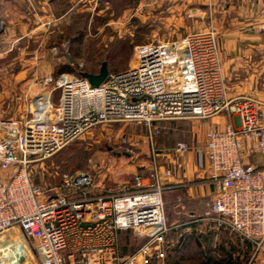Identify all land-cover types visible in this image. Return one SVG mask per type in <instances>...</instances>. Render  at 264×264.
<instances>
[{"label":"built area","instance_id":"built-area-1","mask_svg":"<svg viewBox=\"0 0 264 264\" xmlns=\"http://www.w3.org/2000/svg\"><path fill=\"white\" fill-rule=\"evenodd\" d=\"M51 83L53 77L44 81L46 87ZM56 88L61 94L54 103ZM56 88L35 95L25 119L0 118V169L8 173L0 178V264H166L167 236L179 227L165 212L164 177L171 168L156 165L148 175L135 174L104 191L93 174L78 171L64 175L60 189L49 192L34 183L28 167L104 124L133 122L151 129L163 120L223 113L239 117V125L208 129L195 149L197 167L204 169L208 161L217 187L201 219L234 232L256 251L264 248V177L242 158L249 141L264 155V110L252 97L228 96L212 27L138 45L135 63L110 72L97 87L80 72L62 75ZM189 149L183 141L176 144L179 153ZM126 231L142 239L129 252L121 245ZM17 242L29 259L2 261Z\"/></svg>","mask_w":264,"mask_h":264},{"label":"rangeland","instance_id":"rangeland-1","mask_svg":"<svg viewBox=\"0 0 264 264\" xmlns=\"http://www.w3.org/2000/svg\"><path fill=\"white\" fill-rule=\"evenodd\" d=\"M63 9L64 17L57 24L43 28L34 38L19 42L0 57V77L20 75L17 93L23 97L17 98L15 93L12 96L16 108L24 104L19 113L16 108V113L11 111L14 108L3 109L1 117L30 116L33 97L56 88L64 74L98 72L103 61L108 62L109 73L128 68L135 63V49L140 44L174 41L210 27L218 32L207 0H74ZM47 77H53L54 83L46 87ZM31 78L34 88L25 98L24 92L29 89L25 80ZM60 94L59 88L53 91L54 103ZM9 101L2 100L6 105L11 104ZM202 128V119L197 118L163 120L151 129L133 122L108 123L87 131L50 157L32 162L28 169L34 183L49 192L60 189L64 175L78 171L93 174L100 191L118 188L135 174L148 175L156 165L172 169L171 162L182 154L176 151V144L183 141L189 150L192 146L196 149L204 139ZM7 174L0 169V178L8 177ZM163 195L169 223L182 222V215L172 206V193ZM183 235L189 237L184 226L167 236V242L176 244ZM141 243L142 239L131 231L121 235L125 252ZM27 245L32 248L30 242ZM185 249L184 245L182 250ZM194 249L191 257L179 264H201ZM263 249L256 251L253 247L248 264H253Z\"/></svg>","mask_w":264,"mask_h":264},{"label":"crops","instance_id":"crops-1","mask_svg":"<svg viewBox=\"0 0 264 264\" xmlns=\"http://www.w3.org/2000/svg\"><path fill=\"white\" fill-rule=\"evenodd\" d=\"M72 1L74 0H0V50H2L0 57L12 50L19 42L34 38L38 31L44 30L43 28L50 29L57 24L64 17L61 11L64 10L65 4ZM207 1L210 5L212 23L218 27L220 56L228 96L252 97L264 110V11L260 0ZM19 76L11 73L0 77V114L4 113L5 108H14L11 111L19 113L21 106L24 105L18 104L16 108L12 96L15 93L17 98L23 97L17 93ZM33 80L34 78L25 80V85L29 86L28 91L24 92L25 98L34 88ZM3 99L7 102L10 100L9 103L12 105L3 103ZM25 117L21 114L19 117L11 118L23 120ZM0 118L4 117L0 116ZM227 124L238 126L239 117L223 113L202 119L204 132L211 128L223 129ZM192 147L171 162L174 169H171V175L164 177L167 185L164 194L172 193L174 197L172 206L178 211V215H182L180 217L182 222L174 223L179 224L176 229L179 230L184 226V230L189 235V239L184 235L181 238L188 239H186V249L182 250L184 253L172 254L170 262L166 260V264L188 259L193 254L194 248L195 257L201 262V247L196 242V234L201 235L202 246L209 249L216 260L222 259V263L226 264L223 259L229 255L237 264H248L252 261L253 246L241 240L234 232L216 229L213 221L201 219L210 212L217 187L211 180L209 162L206 161L204 169H199L196 165L195 147ZM242 158L245 163L252 164L262 171L264 177V155L254 141L244 144ZM159 166L162 169L166 168ZM194 231H196L195 235L192 233ZM253 264H264V249Z\"/></svg>","mask_w":264,"mask_h":264},{"label":"water","instance_id":"water-1","mask_svg":"<svg viewBox=\"0 0 264 264\" xmlns=\"http://www.w3.org/2000/svg\"><path fill=\"white\" fill-rule=\"evenodd\" d=\"M1 31V20H0ZM82 77L86 78L92 87L101 85L109 75L108 62L103 61L98 72L82 71ZM120 154V153H118ZM2 261H17L23 263L29 259V253L22 242H17L8 247L1 257Z\"/></svg>","mask_w":264,"mask_h":264},{"label":"trees","instance_id":"trees-1","mask_svg":"<svg viewBox=\"0 0 264 264\" xmlns=\"http://www.w3.org/2000/svg\"><path fill=\"white\" fill-rule=\"evenodd\" d=\"M165 212H166V209H165ZM166 215H167V213H166ZM169 222V221H168ZM171 224V223H170ZM178 229H172L170 232H169V234H168V236L169 235H173V233L174 232H176ZM227 230V229H226ZM194 235H195V233H196V231H194V232H192ZM194 235H190V236H194ZM196 237H197V244L201 247V250H200V256L202 257V261H201V264H223L222 263V259H220V260H216V258H213L212 257V254L210 253V251H209V249H206V247L205 246H202V243H201V241H200V236L201 235H199V234H196L195 235ZM188 237V236H187ZM183 238V237H182ZM187 239V238H186ZM186 239L185 240H183L184 242L182 243V239H181V241H177V243L176 244H172V245H169V243L167 242V260L170 262V258L172 257V254H178L181 250H182V248L184 247V245L186 246ZM188 239H189V237H188ZM187 239V240H188ZM245 242H247V243H249L251 246H253L249 241H245ZM207 248H209V247H207ZM170 253H171V255H170ZM210 253V254H209ZM174 259H177V258H175L174 257ZM223 261H225L226 262V264H237V263H235L233 260H231L230 259V256L228 255L227 256V258L226 259H223ZM172 264H179V262H177V261H174Z\"/></svg>","mask_w":264,"mask_h":264}]
</instances>
